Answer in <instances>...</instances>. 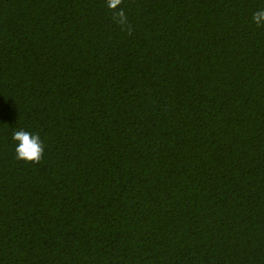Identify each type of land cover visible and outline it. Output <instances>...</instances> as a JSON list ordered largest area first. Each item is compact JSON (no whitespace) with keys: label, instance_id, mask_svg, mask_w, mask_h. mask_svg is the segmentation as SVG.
Wrapping results in <instances>:
<instances>
[{"label":"trees","instance_id":"16d2710c","mask_svg":"<svg viewBox=\"0 0 264 264\" xmlns=\"http://www.w3.org/2000/svg\"><path fill=\"white\" fill-rule=\"evenodd\" d=\"M121 7L0 0V264H264V0Z\"/></svg>","mask_w":264,"mask_h":264},{"label":"clouds","instance_id":"9594fccd","mask_svg":"<svg viewBox=\"0 0 264 264\" xmlns=\"http://www.w3.org/2000/svg\"><path fill=\"white\" fill-rule=\"evenodd\" d=\"M123 0H105V6L112 13V20L126 31L129 36L133 34L134 28L124 8L121 7ZM253 22L258 26H264V10L253 13ZM12 139L16 142V159L26 163L39 164L44 155L45 145L39 134H33L23 129L13 132Z\"/></svg>","mask_w":264,"mask_h":264}]
</instances>
